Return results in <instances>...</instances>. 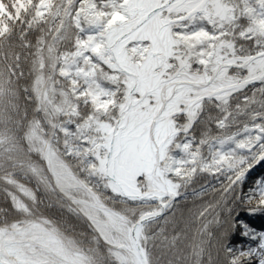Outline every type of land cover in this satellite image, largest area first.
I'll return each mask as SVG.
<instances>
[{
  "label": "snow or ice",
  "instance_id": "6c2138e0",
  "mask_svg": "<svg viewBox=\"0 0 264 264\" xmlns=\"http://www.w3.org/2000/svg\"><path fill=\"white\" fill-rule=\"evenodd\" d=\"M256 219L264 0H0V264H264Z\"/></svg>",
  "mask_w": 264,
  "mask_h": 264
},
{
  "label": "trees",
  "instance_id": "16d2710c",
  "mask_svg": "<svg viewBox=\"0 0 264 264\" xmlns=\"http://www.w3.org/2000/svg\"><path fill=\"white\" fill-rule=\"evenodd\" d=\"M258 171H259V169H258ZM253 222L258 227L264 225V219H256Z\"/></svg>",
  "mask_w": 264,
  "mask_h": 264
}]
</instances>
